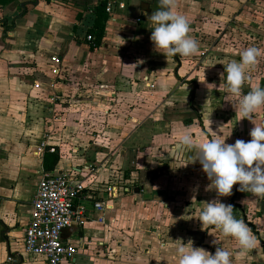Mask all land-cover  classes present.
I'll return each mask as SVG.
<instances>
[{
	"label": "crops",
	"instance_id": "1",
	"mask_svg": "<svg viewBox=\"0 0 264 264\" xmlns=\"http://www.w3.org/2000/svg\"><path fill=\"white\" fill-rule=\"evenodd\" d=\"M99 1L8 0L0 6V264H47L23 254L44 171L42 142L59 153L53 171L70 172L86 187L74 204L86 223L61 234L77 252L61 264H178L177 239H192L213 254L223 247L233 253L232 264H264V199L239 185L219 198L256 236L250 251L201 224L203 202L217 194L206 191L202 166L189 159L195 151L182 147L177 135L188 127L194 140L202 131L211 138V114L212 130L231 133L225 142L234 144L249 141L253 124L264 123V108L252 121H239L236 98L224 92L221 75L242 49H264V9L257 8L264 0H178L199 42L189 58L155 50L148 16L159 0H107L115 7L92 49L86 35ZM263 58L245 94L253 85L264 87ZM138 60L143 63L135 69L125 67ZM108 186L116 197L107 196ZM94 201L104 204V224L96 221Z\"/></svg>",
	"mask_w": 264,
	"mask_h": 264
},
{
	"label": "clouds",
	"instance_id": "2",
	"mask_svg": "<svg viewBox=\"0 0 264 264\" xmlns=\"http://www.w3.org/2000/svg\"><path fill=\"white\" fill-rule=\"evenodd\" d=\"M178 6V0H159L157 10L148 16L152 30L150 40L155 50L166 58L177 54L185 58L194 57L199 52V42L190 35V23L178 11ZM238 55L239 60H231L224 68L221 75L226 73V82L222 87L227 95L236 98L237 103L232 107L239 121H252V114L264 108V87L253 85L246 94L243 87L251 79V70L264 56V49L250 46ZM141 63L143 61L138 60L125 67L135 69ZM210 115L206 126L212 134L211 138L202 131L201 139L194 140L188 127L177 133L180 145L195 151L189 159L191 164L198 162L202 166V172L210 182L206 191L214 190L217 194L216 199L203 202L199 221L203 225L214 226L223 236L233 238L240 249L247 252L257 246L256 236L242 219L236 218L233 205L224 204L219 198L231 196L233 186L239 185V191L264 199V123H252L254 127L249 133V141L237 139L234 144H227L225 141L231 133L225 137L213 131ZM174 243L177 245L178 264H232L233 253L223 247H217L213 254L194 247L192 239L187 243L177 239Z\"/></svg>",
	"mask_w": 264,
	"mask_h": 264
},
{
	"label": "built area",
	"instance_id": "3",
	"mask_svg": "<svg viewBox=\"0 0 264 264\" xmlns=\"http://www.w3.org/2000/svg\"><path fill=\"white\" fill-rule=\"evenodd\" d=\"M114 4V1H108L106 4L105 12L109 16L113 12ZM119 8L123 9L122 6ZM93 40L91 35H86L89 44H92ZM201 56L204 54L202 53ZM52 61L57 63L55 58H52ZM54 72L58 73L57 70ZM35 86L38 87V84ZM40 148L45 152L47 148L44 142L40 144ZM106 193L109 198L117 196L116 188L112 186L106 188ZM84 196H86L84 183L72 173L43 171L31 201V217L24 234L23 254L43 257L47 264H61L73 260L77 249L63 243L61 234L72 225L86 223L87 217L83 209L74 207L75 202L83 200ZM92 209L99 213L96 221L104 224L103 202L94 201ZM84 246L85 244L81 243V247Z\"/></svg>",
	"mask_w": 264,
	"mask_h": 264
},
{
	"label": "trees",
	"instance_id": "4",
	"mask_svg": "<svg viewBox=\"0 0 264 264\" xmlns=\"http://www.w3.org/2000/svg\"><path fill=\"white\" fill-rule=\"evenodd\" d=\"M8 0H0V6H4ZM107 0H100L97 6L95 7V19L91 28L87 31L88 35H91L94 40L90 45L92 49L97 48L103 39L105 23L107 21L108 15L105 12ZM59 162V153L56 149L50 151V148H47L43 153L42 163L43 169L46 172H52L57 163Z\"/></svg>",
	"mask_w": 264,
	"mask_h": 264
},
{
	"label": "rangeland",
	"instance_id": "5",
	"mask_svg": "<svg viewBox=\"0 0 264 264\" xmlns=\"http://www.w3.org/2000/svg\"><path fill=\"white\" fill-rule=\"evenodd\" d=\"M257 5H259V6H257V8H260V9H264V6L263 5H260V4H257ZM257 10V9H256ZM259 10V9H258ZM263 60H264V58H263Z\"/></svg>",
	"mask_w": 264,
	"mask_h": 264
}]
</instances>
